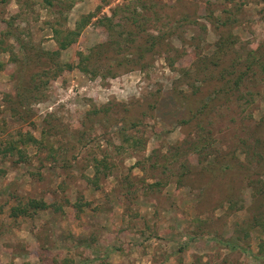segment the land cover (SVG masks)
Segmentation results:
<instances>
[{"label": "rangeland", "instance_id": "rangeland-1", "mask_svg": "<svg viewBox=\"0 0 264 264\" xmlns=\"http://www.w3.org/2000/svg\"><path fill=\"white\" fill-rule=\"evenodd\" d=\"M88 14L56 58L76 65L82 51L86 71L54 77L55 29ZM28 54L40 59L22 66ZM0 64V134L49 129L0 176V264H264V0H0ZM228 66L249 76L200 111L199 130L192 112ZM19 82L22 103L5 102ZM124 105L141 120L127 133L146 143L118 153ZM225 156L224 174L207 163ZM29 198L52 205L13 218Z\"/></svg>", "mask_w": 264, "mask_h": 264}, {"label": "trees", "instance_id": "trees-1", "mask_svg": "<svg viewBox=\"0 0 264 264\" xmlns=\"http://www.w3.org/2000/svg\"><path fill=\"white\" fill-rule=\"evenodd\" d=\"M113 14H116V11L113 10ZM93 14L84 15L81 17V20L78 21L76 24L75 29L66 31L63 35L61 30L55 29V37L56 42L58 44V48L55 50H48L47 52V59L48 61H53L55 59V65H61L54 69V77L57 75V73H60L64 70H73L75 68H79L82 71H86V64L89 61V55L83 53L82 51H78V57L79 60L76 65H74L71 62L68 63H62L59 64L58 61H56V58L60 55L62 50L67 49L70 47L71 44H73L76 40V38L80 35L82 28L91 20V17ZM104 19L108 20L109 22H112L111 17L105 16ZM212 21H215L213 18ZM111 24V23H110ZM62 35V36H61ZM148 41L151 42V46L148 49H154V45L157 43V36L153 34H149ZM148 43L145 41V44ZM147 49V51H148ZM92 50V49H90ZM27 62L24 63L22 66H27L30 63H36V61H39L40 58H36L35 56H31L28 54L26 56ZM57 63V64H56ZM3 64H0V68H3ZM251 69V66H245V68H242L240 71H236L232 68V66H228L223 72H220V78L226 79L224 83L220 84V86L214 90V96L211 98H208L205 100L204 105L200 104L196 110V112H192V116L190 117V120L196 121V126L199 128V130H203L201 122L202 117L200 115V111L207 109L211 104H213L216 101V98L218 97V102L221 100V95H227L228 93L232 92L234 89H240L241 84L244 83V77L249 76V70ZM218 76V75H217ZM18 89L17 92L14 94H7L5 97V102L15 104L16 102L22 103V97L23 94L21 93V82L18 83ZM197 87V86H196ZM181 95H184L185 93L183 91L179 92ZM185 96V95H184ZM222 102V101H221ZM124 115L120 119L121 129L119 131V134L117 135L118 142H114V147L116 149V152L121 153L122 151L128 150V149H142L144 148V145L146 143V140L142 139L141 137L137 136L136 134H128L127 129L136 128L140 123L141 120H139V117L135 116V114H132V108L128 105H124ZM11 108V107H10ZM14 108H11L13 110ZM16 110V109H14ZM111 109L108 106H102V107H94L93 111L98 114L100 112L104 113L106 117H108V113ZM144 115V113H142ZM16 116V111H13L12 115ZM111 122V119L109 120ZM118 119L115 120V123H118ZM189 122V121H188ZM187 123V122H186ZM0 131L1 126H0ZM49 133V129L42 130L41 137H37L35 133L31 129H20L15 135L9 136H2L0 134V176H3L6 172V167L4 165L10 160L11 157H15L16 162L19 163H27L29 158L28 148L30 146L33 147H42L44 145V139ZM208 140H195L190 141L191 146L194 147L195 152L200 154L201 148H208L210 145L205 144ZM260 142V141H258ZM204 145V146H203ZM264 146V145H262ZM256 154L259 155V157L264 158V149L260 150L258 146V150L256 151ZM215 156V154H214ZM218 158L217 156H215ZM209 158H207L208 161ZM209 166H218V171H221V174H224L228 172L230 169H232V164L229 163V160L225 156L224 159L215 161L214 158L212 160H209L207 162ZM99 165H104V168H109L106 160H99L97 162L96 167V176L92 180V183L97 185V174ZM206 165V166H208ZM109 172H106V175L108 176ZM156 185H159V182H155ZM92 184V185H93ZM255 188V187H254ZM228 201L231 203L230 208L234 209L237 207V201L231 197L228 199ZM85 204V203H84ZM84 204L82 202H76L73 206L76 207L78 211H82V208L84 207ZM52 204L46 202L42 198H29L25 202L22 200H19L18 205L13 207L11 209V216L13 218H18L21 216H35L38 211H43L51 207ZM258 218H255L254 220H257ZM253 225H263V222L261 220L260 224H254ZM1 230V227H0ZM229 245V244H228ZM88 261H84L83 263H87ZM55 264H73L72 259H65L63 262H55Z\"/></svg>", "mask_w": 264, "mask_h": 264}]
</instances>
